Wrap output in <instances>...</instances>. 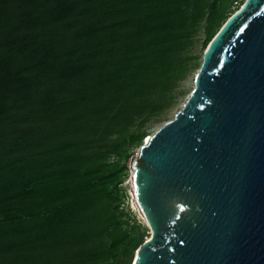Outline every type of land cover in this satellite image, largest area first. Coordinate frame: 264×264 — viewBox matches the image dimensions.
<instances>
[{
	"label": "trees",
	"instance_id": "1",
	"mask_svg": "<svg viewBox=\"0 0 264 264\" xmlns=\"http://www.w3.org/2000/svg\"><path fill=\"white\" fill-rule=\"evenodd\" d=\"M243 5L0 0V264H133L130 153L186 95L196 33Z\"/></svg>",
	"mask_w": 264,
	"mask_h": 264
},
{
	"label": "water",
	"instance_id": "2",
	"mask_svg": "<svg viewBox=\"0 0 264 264\" xmlns=\"http://www.w3.org/2000/svg\"><path fill=\"white\" fill-rule=\"evenodd\" d=\"M132 170L134 212L152 232L133 264H264V0L220 29Z\"/></svg>",
	"mask_w": 264,
	"mask_h": 264
},
{
	"label": "rangeland",
	"instance_id": "3",
	"mask_svg": "<svg viewBox=\"0 0 264 264\" xmlns=\"http://www.w3.org/2000/svg\"><path fill=\"white\" fill-rule=\"evenodd\" d=\"M246 0H238V3L240 5L244 4ZM237 3H235V6ZM235 10V9H234ZM206 40V33L204 31V28H201L195 35L194 38V44L191 48V54L196 58V60L194 62L197 61V63L199 64L198 67L194 70H192V72L189 74L188 78L182 83V89L186 91V95L181 99L180 104L178 105V107L176 109H174L172 111V113L161 123H154L152 124L151 128H150V134H154L159 128H161V126L166 123L167 121L172 120L175 115L183 108L187 98L189 97V95L191 94V92L193 91L194 87H195V78L196 75L202 65L203 62V55L205 53V47L204 42ZM210 45V44H209ZM208 48V47H207ZM148 138V137H147ZM147 138L145 139L144 142L147 141ZM143 142V143H144ZM140 152V147H136L134 148V150L131 151L130 154L133 155V157L129 160L128 162V174L127 177L125 178L124 181V192H125V201H124V208L126 209L127 212H129L132 216H135L137 219L140 220V222L142 224H144L146 226V228L149 230V235L148 237H146V239H148L151 236V229L149 227V225L147 224V222H145L144 220H142L140 217H138L137 215H135L134 212V208H133V204H132V199H131V195H130V188L133 182V178H134V172L132 170V163H133V159L135 157L138 156Z\"/></svg>",
	"mask_w": 264,
	"mask_h": 264
},
{
	"label": "bare ground",
	"instance_id": "4",
	"mask_svg": "<svg viewBox=\"0 0 264 264\" xmlns=\"http://www.w3.org/2000/svg\"><path fill=\"white\" fill-rule=\"evenodd\" d=\"M148 140H149V138L147 139V141H146V142H148Z\"/></svg>",
	"mask_w": 264,
	"mask_h": 264
}]
</instances>
